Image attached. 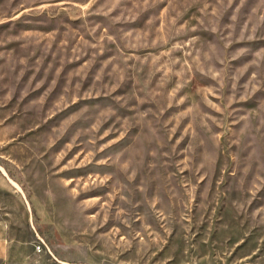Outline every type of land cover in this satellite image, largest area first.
Instances as JSON below:
<instances>
[{
  "label": "rangeland",
  "instance_id": "1",
  "mask_svg": "<svg viewBox=\"0 0 264 264\" xmlns=\"http://www.w3.org/2000/svg\"><path fill=\"white\" fill-rule=\"evenodd\" d=\"M0 264H264V0H0Z\"/></svg>",
  "mask_w": 264,
  "mask_h": 264
},
{
  "label": "built area",
  "instance_id": "2",
  "mask_svg": "<svg viewBox=\"0 0 264 264\" xmlns=\"http://www.w3.org/2000/svg\"><path fill=\"white\" fill-rule=\"evenodd\" d=\"M43 243H44V246H45V241H44V240H43ZM37 251H39V252H40V251H42V250H37Z\"/></svg>",
  "mask_w": 264,
  "mask_h": 264
},
{
  "label": "bare ground",
  "instance_id": "3",
  "mask_svg": "<svg viewBox=\"0 0 264 264\" xmlns=\"http://www.w3.org/2000/svg\"><path fill=\"white\" fill-rule=\"evenodd\" d=\"M39 248H41V245H38Z\"/></svg>",
  "mask_w": 264,
  "mask_h": 264
}]
</instances>
